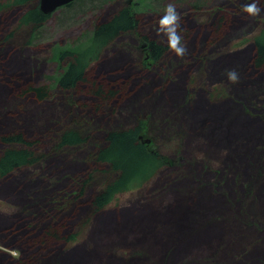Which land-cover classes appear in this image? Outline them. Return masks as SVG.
Listing matches in <instances>:
<instances>
[{
  "label": "rangeland",
  "instance_id": "1",
  "mask_svg": "<svg viewBox=\"0 0 264 264\" xmlns=\"http://www.w3.org/2000/svg\"><path fill=\"white\" fill-rule=\"evenodd\" d=\"M7 1L0 0V4ZM129 2H133L135 9L138 10L136 15L140 32L166 45L167 37L157 33V21L164 14L165 5L169 2L174 3L181 15V32L187 54L181 58L169 49L163 57L162 66L143 68L139 65L138 56L132 50V48L136 50L138 45L136 38L128 35L119 37L113 45L103 51L98 61L91 63L87 76L89 81H96L105 88L110 86L120 94L110 105L96 112L93 109V104L96 102L88 94V86L78 85L71 93L74 99L72 108L73 111L75 109L77 111L75 115L89 125V128L86 126L91 130V144L89 143L87 147L65 149L62 154L52 156V142L49 141L47 133L65 125L72 112V108L67 106L65 93L55 85L60 70L58 63L53 59V52L57 48L73 45L82 36L88 35L96 22L106 21L115 11L128 5ZM243 4H246L245 0H80L78 2L76 0L73 6H65L52 13L41 31L24 47L3 44L4 37L10 31L16 30L22 10L15 7L0 11V135L13 132L24 133L28 140L37 143L35 146L38 148V154L45 158L42 163L45 164L44 170H39L38 166L25 168L11 175V179H0V264H34L36 255L42 258L53 250H55L54 257H59L61 253L60 261L62 257H65L67 262L63 259V264H106L103 258L105 255L115 256L117 262L124 264H152L154 261L163 264L166 253L172 245L170 230L174 225L182 230L184 226L204 227L201 232L203 235L199 236L197 241L185 242L183 239H178L184 243L178 247L175 256L166 264L190 262L195 254L198 255L202 243L210 245L211 253L208 251L206 255L211 260L215 257L217 264H244V261L238 260L243 257L240 254L250 241L263 236V232L251 234L247 231L240 235L242 230L239 228L238 232L227 233L229 237L226 241L218 237L220 227L218 225L212 227L215 222L210 220L219 214L223 215L218 220L220 223L230 222L234 219L235 212L227 208V211H221L218 207H214L217 210L215 212L211 209L215 204H205L201 208L200 205L194 206L192 199L197 202L204 201L203 195L208 191L204 190V187L205 183H209L207 180L209 177L201 175V166L198 162L192 168L189 167L192 158L199 160L208 158L215 168L226 164L231 167L229 159L232 155L228 158L226 154L231 150L228 148L230 143L219 140L222 151L210 149L214 135L211 136L203 128L207 113L214 111V106L210 105L215 102L211 98L212 91L223 90L226 95H230L235 100L238 99V93L249 92L244 71L249 69L251 73H254L251 41L255 34L261 30L264 31V11L256 17L248 16L241 11ZM191 5L207 8V11L213 14L221 12L225 22L220 31L215 32L213 19L210 22L197 20L190 9ZM259 5L264 9V2L259 0ZM29 36L27 29L20 28L15 31L13 40L22 44ZM236 53L243 55L232 57ZM203 57L208 59L207 62L202 59ZM163 65L166 66L169 75L162 72ZM237 68L242 70L243 75L239 76L244 77L240 81L243 83H240L239 87H236L235 83L227 88L228 79L224 72L226 69ZM202 71L207 78L204 85L199 87L202 88L199 91L198 84L192 81L196 76L200 80ZM261 82L264 83V78ZM40 87L49 91L48 98L43 102L37 101L28 92L29 89ZM140 91V96L137 97L136 94ZM156 92H161L157 101L160 100L165 110L161 117H156V120L159 122L161 119L176 117L179 122L177 126L183 132L180 150L177 147L173 150V147L167 148V146L165 149L173 165L161 168L148 183L139 189H132L128 193L117 196L105 210L92 219L90 228L80 233L81 230H77L76 227L89 214L88 201L91 191H88L79 201L66 205L64 200L67 196L75 197L79 191L74 186L73 179L85 178L91 170L92 163L87 159V155L94 150V142L102 141L103 131L116 127V123H119L122 118L123 125L131 124L134 115L148 109V106L144 107L143 104L149 103ZM179 106L182 107L180 110L177 108ZM138 107H140L139 110ZM154 108L153 106L152 109ZM114 109H116L115 113ZM237 112L236 119L241 121V111ZM189 113L193 116V121L189 120ZM243 123L246 128L247 124ZM248 128L251 129V124ZM143 137L147 139L145 134ZM235 146L239 144L236 143ZM235 151L237 155L244 153L240 146ZM60 167L64 168L57 172V168ZM180 171H184L183 174L186 177L177 180L180 178L177 177ZM33 174L40 176H36L34 180ZM62 175H65L67 179H51L52 176L59 178ZM232 177L228 175V178ZM228 181L230 183L226 189L232 192L233 180H225V183ZM200 182L202 186L199 185ZM49 184H52L51 188ZM22 185V190L19 191L18 187ZM209 190L215 196L218 188L216 186L214 191ZM58 195L65 197L60 204L55 205L51 199ZM165 198H173V201L188 204L191 217L186 218V222L188 224L194 222L196 225L193 223L180 225L174 222L172 213L164 209L162 211L166 212H163L162 217L156 219L154 224L162 223L168 233L164 231L154 234L156 233L154 232L151 235L153 243L146 237L136 240V232L139 228L145 222H152L150 214L148 215L149 207L154 206L151 205V200H161L162 205L159 208L163 209L164 204H167L164 202ZM40 204L43 211L38 208ZM197 212L200 213L196 214ZM198 215L200 220H195ZM45 216L47 221L31 234L33 227H30V224L34 221H43ZM167 216H171L170 219ZM259 217L264 221V211L260 212ZM51 223L53 226L62 224L67 226L64 235L76 231L81 236L72 244L61 242L48 243L47 247L39 244L31 246L32 242L37 241L42 231ZM206 223L211 224L210 228H214L215 232L213 230L206 232ZM138 225L140 227L137 228ZM235 226L238 225L235 224ZM183 232L184 235L190 234L188 230ZM9 234L13 236V239L8 236ZM244 235L246 239L242 238ZM127 240L130 243H126ZM184 252L186 253L181 258L180 253ZM193 253L194 257H192ZM56 260L52 259L50 264H54ZM200 260L195 259L193 263ZM257 263L258 261L254 263L248 258V264Z\"/></svg>",
  "mask_w": 264,
  "mask_h": 264
},
{
  "label": "trees",
  "instance_id": "2",
  "mask_svg": "<svg viewBox=\"0 0 264 264\" xmlns=\"http://www.w3.org/2000/svg\"><path fill=\"white\" fill-rule=\"evenodd\" d=\"M78 1L80 0H77V2ZM245 1L246 3L252 2V0ZM261 1L264 2V0ZM75 2L76 0L66 7L73 6ZM15 7L22 10L16 30L25 28L29 31L30 36L23 41L22 44L16 43L13 40L16 30H12L4 37L3 44L24 47V45L31 42L36 34L41 31L50 15H43L39 11L38 0H8L6 3L0 4V11ZM190 9L194 14L193 16L197 20H201V22H210V20L213 19V28L216 33L223 27L225 19L224 16L220 14L221 12L213 14L208 12L207 8H199L193 5H191ZM137 11L138 10L135 9V4L129 2L128 5L122 6V8L115 11L106 21L96 22L93 25L92 31H90L88 35L82 36L73 45L54 50L53 59L58 63L60 70L55 85L65 93V98H67L66 103L69 108L74 107V99L71 93H73L80 84L88 86V94L91 95L96 102L93 104V109L96 112L110 105L118 94H120L110 86L109 88H105L104 85L96 81H89L87 71L91 63L98 61L103 51L108 46L113 45L116 40L123 35L133 36L138 41L136 50H134L135 48H132V50L138 56L139 65L141 67L151 69L158 65L162 66L163 57L169 50L168 45L152 39L149 36H145L140 32L136 15ZM180 34L184 42L183 33L181 32ZM251 42L253 44L252 67L254 73H251L249 69L244 71L245 79L248 80L249 92L243 91L242 93H238V99L235 100L230 97V95H226L223 90L212 91L211 98L215 102L210 103V105L214 106V111L207 113L204 118L206 123L205 125L203 124V130H206L211 136L214 135L215 138L212 137V146L210 145V149H218L221 152L222 149L218 141L221 140L227 144L230 143L228 148L231 150L226 154L228 158L232 155L229 159L231 161V167L226 164L220 165V167H216V169L208 158L204 160L192 158L189 162V167L192 168L193 165L198 162L201 166V175L210 178L207 179L209 183H205V187L203 186L204 190H208L207 192H209L204 193L205 195H203L204 197L202 198L204 201H202L201 198H199V200L202 202H197V200L192 199L193 205H200L199 207L201 208L205 204H215L211 207L215 212L217 210L214 209V207H218L221 211H227L228 209L235 212L233 215L234 219L230 222L226 221L220 223L218 220L221 219L220 217L223 215L219 214L210 220V222H215L212 224V227H217L216 225L220 227L219 234H216L218 237H222L224 241L229 237L228 234L238 232L239 228L242 230L240 235L247 231L251 234L263 232V236L250 241L245 250L240 254V256L243 257L238 260L244 261V264H248V258H250L254 263L258 261L257 264H264V221L259 217L260 212L264 211V83L261 82V79L264 78V31L261 30L255 34ZM239 55L243 54L236 53L233 54L232 57H237ZM202 59L206 60V62L208 60L204 59V57ZM221 66H223V64ZM236 71L239 75L242 72L240 68H237ZM162 72L165 75H169V71H166L165 65H163ZM202 73V78H200V80L199 77L196 76L192 81V83L198 84L199 91L202 90V88L199 87L204 85L205 79L207 78L203 71ZM241 75H243V73ZM225 77L227 76L225 75ZM243 78L244 77L239 76V80L236 83L237 85H235L236 87L241 86L240 83L243 82L240 81H242ZM226 84L228 88L235 83L228 81ZM141 91L136 94L137 97L140 96ZM28 92L31 93L37 101L43 102L48 98L49 91L46 90V88L40 87L29 89ZM159 93L161 92H156L149 103L143 104L144 107L148 106V109H146V111L141 110L137 115H134L132 117L133 119L131 118V124L128 126L123 125L122 118L119 123H116V127L103 131L102 141L99 143L94 142V150L87 155V159L92 163L91 170L85 178L77 177L73 179L74 186L79 189L75 197L68 195L67 199L64 200L65 196L62 198V196L58 195L51 199V202L55 203V205L60 204L62 200L68 205L70 202L79 201L81 198L85 197L88 191H91V197L88 201L90 209L89 214L84 217L76 227L77 230H81L80 233L90 228L93 223L92 219L98 213L105 210L117 196L128 193L132 189H139L144 184L148 183L161 168L173 165L169 158L168 151L165 149L167 146V148L173 147V150L176 147L180 150V141L183 140V132L182 129L177 126L179 122H177L178 120L176 117L167 120L161 119L159 122L156 120V117H161L165 111L163 106H161L160 100L157 101L160 95ZM256 95L258 96L256 97ZM153 106L155 107L154 109H152ZM135 108H133V110ZM177 108L180 110L182 107L179 106ZM137 109L139 110L140 107ZM238 110L241 111V121L236 119ZM113 111L115 113L116 109ZM70 113L69 120L65 125L61 126L58 130L47 133L49 141L52 142V156L62 154V151L65 149L87 147L89 143L91 144V130L88 129L89 125L75 115V113H77L76 109L73 111L72 108V112ZM188 115L189 120L193 121V116L190 113ZM243 122L247 124L246 128ZM250 124L251 129L253 128L252 130L248 128ZM143 134L147 136V139L150 141L149 144L144 142L145 137H143ZM236 143L239 144L244 153L237 155V151L235 150L239 146H235ZM36 144L37 143L28 140L24 133L13 132L1 134L0 179L7 180L11 175L25 168L38 166L39 170H44L45 164L42 163L45 158L38 154V148L35 146ZM63 168L64 167L57 168V172L61 171ZM183 173L184 171L178 173L177 177L180 178L177 180L184 178L185 174ZM33 175L35 176L32 178L34 180H36V176H40L38 174ZM228 175L229 177H231V175L233 177L228 178ZM65 178L66 176L62 175L59 178L52 176L51 179L63 180ZM225 180H233L232 192L226 189L230 182L228 181L225 183ZM25 185L27 186V184ZM199 185H201V182ZM216 186L218 190H216L217 194L214 196L213 192L209 189L214 191ZM22 187L23 185L19 186L18 190L21 191ZM49 187L51 188L52 184H49ZM28 198L30 199V197ZM160 201L152 199L150 203L154 206L149 207L148 205L146 207V209L149 207L148 215L150 214L152 222H145L143 225L144 227L137 226V228H140L136 232V240H142L146 237L153 243L151 235L154 232H156L154 234L163 233L164 231L168 233V231L163 228L162 223H158L157 225L154 224L156 219L162 217V214L167 210L169 213H172V217L175 218L174 222H178L180 225L195 224L194 222L189 224L186 222V218L189 219L191 217L188 211V204L185 205L182 201H173V198H165L164 202H167V204H164L163 209H160L159 206L162 205V201ZM38 208L42 210L41 204L38 205ZM60 208L62 209V207ZM164 209H166V211H162ZM193 211H191V213ZM199 213L200 212H197L196 214ZM176 214L182 217L176 216ZM146 216L147 215H145V217ZM170 217L167 216L168 219H170ZM199 217L200 215L196 216L195 220H200ZM45 221H47V216H45L41 222L34 221L30 224V227H33L31 234L35 233L34 231H37ZM52 223L42 231L41 236L37 241H33L31 246L39 244L47 247L48 243L57 244L61 242L72 244L77 242L81 236L80 233L76 231L64 235L63 233L67 230V226L63 224L53 226ZM33 224H35V226ZM208 224L206 223V232L209 230L215 232L214 228H210L211 224ZM235 224L238 226L236 227ZM175 226L176 225L171 226L172 228L170 231H172V234H170L171 238H169L172 241V245L166 253L163 264H166L169 259H172L178 247L184 243L178 239H183L185 242L197 241L199 236L203 235L201 232H203L204 227L201 228L196 226L192 228L184 226L185 228L183 230L190 231L189 235H184L185 231L183 232L182 228ZM238 235L239 234H237V236ZM8 236L13 239V236H10V234ZM242 238L246 239V235ZM126 243L130 242L127 240ZM199 248H201V250H198L197 256L195 254L194 257V253L192 254V257H194L191 258L190 261L192 264H217L215 262L216 260H214L215 257L211 260V258L206 255L208 251L211 253L212 248L210 245L202 243ZM43 249L46 250L47 248ZM50 252L52 253L42 258L36 255L33 260L34 264H50L52 259H57L54 264H63V259L65 257H62V261H60L61 253L59 257H54L55 250ZM185 253L186 252L183 254L180 253V257L182 258ZM63 256L66 255L63 254ZM103 258L106 264L119 263L117 259H115V256L105 255ZM195 259L201 260L193 263ZM64 261L67 262L66 259H64ZM190 262L181 261L177 263L189 264ZM152 264L158 263L154 261Z\"/></svg>",
  "mask_w": 264,
  "mask_h": 264
},
{
  "label": "clouds",
  "instance_id": "3",
  "mask_svg": "<svg viewBox=\"0 0 264 264\" xmlns=\"http://www.w3.org/2000/svg\"><path fill=\"white\" fill-rule=\"evenodd\" d=\"M241 11L248 16H259L264 9L259 5V0H252L250 3L243 4ZM181 15L177 11L174 3L169 2L164 7V14L157 21V33L163 34L167 37L168 48L176 54V56L183 58L187 54V47L183 43L181 33ZM224 75L231 83H237L239 74L236 69H226Z\"/></svg>",
  "mask_w": 264,
  "mask_h": 264
},
{
  "label": "water",
  "instance_id": "4",
  "mask_svg": "<svg viewBox=\"0 0 264 264\" xmlns=\"http://www.w3.org/2000/svg\"><path fill=\"white\" fill-rule=\"evenodd\" d=\"M74 1L75 0H38V8L43 15L47 16L54 13L57 9L65 7ZM144 142L147 144L150 143L148 139H145Z\"/></svg>",
  "mask_w": 264,
  "mask_h": 264
}]
</instances>
